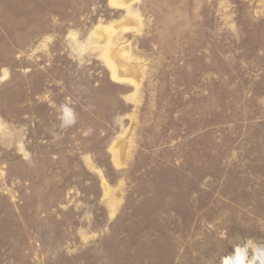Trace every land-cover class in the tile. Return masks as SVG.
Masks as SVG:
<instances>
[{
	"label": "rangeland",
	"instance_id": "rangeland-1",
	"mask_svg": "<svg viewBox=\"0 0 264 264\" xmlns=\"http://www.w3.org/2000/svg\"><path fill=\"white\" fill-rule=\"evenodd\" d=\"M264 264V0H0V264Z\"/></svg>",
	"mask_w": 264,
	"mask_h": 264
},
{
	"label": "bare ground",
	"instance_id": "bare-ground-1",
	"mask_svg": "<svg viewBox=\"0 0 264 264\" xmlns=\"http://www.w3.org/2000/svg\"><path fill=\"white\" fill-rule=\"evenodd\" d=\"M227 264H244V256L241 251H238L236 256L226 258Z\"/></svg>",
	"mask_w": 264,
	"mask_h": 264
}]
</instances>
